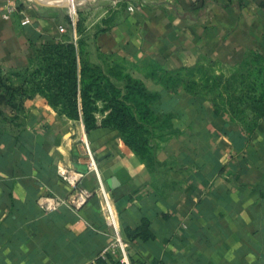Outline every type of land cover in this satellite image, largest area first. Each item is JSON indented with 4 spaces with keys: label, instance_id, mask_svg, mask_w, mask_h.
<instances>
[{
    "label": "crops",
    "instance_id": "1",
    "mask_svg": "<svg viewBox=\"0 0 264 264\" xmlns=\"http://www.w3.org/2000/svg\"><path fill=\"white\" fill-rule=\"evenodd\" d=\"M7 1L15 11L5 20ZM85 10L80 28L93 38L89 48L137 68L155 63L174 71L201 57L234 66L247 51L264 58V0H100L79 13ZM79 36L63 0H0L3 71L26 68L33 45ZM132 74L148 90H160ZM165 103L178 115L172 126L179 135L158 151L157 162L170 165L157 175L116 131L86 133L81 121L57 115L43 98L26 101L11 132L0 133V264H122L110 249L114 239L93 171L80 181L95 192L81 209L61 205L46 213L37 205L42 197L72 194L59 171L82 173L86 147L113 202L129 262L264 264V118L247 133L182 91L168 93ZM142 225L147 238L127 237V229Z\"/></svg>",
    "mask_w": 264,
    "mask_h": 264
},
{
    "label": "trees",
    "instance_id": "2",
    "mask_svg": "<svg viewBox=\"0 0 264 264\" xmlns=\"http://www.w3.org/2000/svg\"><path fill=\"white\" fill-rule=\"evenodd\" d=\"M80 26L78 18L77 40L33 45L34 54L26 68H0V133L11 132L13 118L25 112V102L39 96L57 115L81 121L86 133L98 128L116 131L122 144L160 175L158 167L165 170L170 164H159L156 155L169 139L179 135L172 126L178 115L169 112L165 103L168 93L182 91L209 102L247 133L264 118L261 55L247 51L234 66L201 57L194 66L174 71L155 63L141 69L98 48L91 50L93 38L83 36ZM129 70L150 79L160 90H148ZM126 232L129 238L148 237L146 225Z\"/></svg>",
    "mask_w": 264,
    "mask_h": 264
},
{
    "label": "built area",
    "instance_id": "3",
    "mask_svg": "<svg viewBox=\"0 0 264 264\" xmlns=\"http://www.w3.org/2000/svg\"><path fill=\"white\" fill-rule=\"evenodd\" d=\"M67 7H68V15L70 17L71 29L72 31H74L75 24L78 20L77 10L75 5H73L72 7H69L67 5ZM3 8L4 9L2 13V18L8 20L11 14L15 11V8L9 1L5 3ZM127 10L133 11V7H128ZM57 32L59 34H63L65 30L63 27L58 26ZM86 155L88 159L87 172L93 171L94 174L97 176V179L99 181V196L102 202V213H103L104 221L109 229V232L111 233L114 239L113 243L110 246V249H114L115 251L119 252L122 259V264H136L129 262L127 259L126 245L121 237V232L118 227L117 215L115 212L113 202L109 198L107 192L105 191L99 179L93 155L90 153L88 147H86ZM92 164L95 165L94 168L91 167ZM59 177L73 190V192L67 199H62L57 197L39 198L37 200V205L42 211L46 213H51L54 212L61 205H66L73 210H79L86 204V202L93 195H95V192L94 193L89 192L80 185V181L83 178V174L68 169H61L59 171Z\"/></svg>",
    "mask_w": 264,
    "mask_h": 264
},
{
    "label": "rangeland",
    "instance_id": "4",
    "mask_svg": "<svg viewBox=\"0 0 264 264\" xmlns=\"http://www.w3.org/2000/svg\"><path fill=\"white\" fill-rule=\"evenodd\" d=\"M98 1H100V0H72V2H74L73 5L75 4L76 10L78 12V18L80 20L81 26H84V23H85V21H86V19L88 18L89 15H88V11H86V10L83 11V13L80 14L79 13L80 9H84L85 8V5L86 4H89L90 2H98ZM63 3L65 4L66 9H67V12H68L67 5L68 6L70 5L69 0H63ZM129 71H130V74L132 76L133 75L132 74L133 71H131V70H129ZM158 169H159V172H161V174H162L163 173V168L158 167Z\"/></svg>",
    "mask_w": 264,
    "mask_h": 264
},
{
    "label": "water",
    "instance_id": "5",
    "mask_svg": "<svg viewBox=\"0 0 264 264\" xmlns=\"http://www.w3.org/2000/svg\"><path fill=\"white\" fill-rule=\"evenodd\" d=\"M81 173V172H80ZM87 173V167H85V169H84V171L81 173V174H86ZM115 183V181L114 180H111L110 181V185L112 184H114ZM111 187V186H110Z\"/></svg>",
    "mask_w": 264,
    "mask_h": 264
},
{
    "label": "bare ground",
    "instance_id": "6",
    "mask_svg": "<svg viewBox=\"0 0 264 264\" xmlns=\"http://www.w3.org/2000/svg\"><path fill=\"white\" fill-rule=\"evenodd\" d=\"M69 2H70V5H69V7H72L74 2H72V0H69ZM74 5H75V4H74ZM91 167H92V168H94V167H95V165H94V164H92V166H91Z\"/></svg>",
    "mask_w": 264,
    "mask_h": 264
}]
</instances>
